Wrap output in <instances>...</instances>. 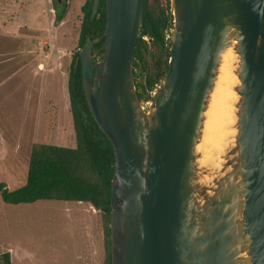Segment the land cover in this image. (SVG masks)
<instances>
[{
    "label": "water",
    "instance_id": "water-1",
    "mask_svg": "<svg viewBox=\"0 0 264 264\" xmlns=\"http://www.w3.org/2000/svg\"><path fill=\"white\" fill-rule=\"evenodd\" d=\"M168 1L169 59L147 109L133 77L144 0H104L102 35L79 50L88 111L114 153L110 264H264V0ZM229 48L235 135L212 172L196 148Z\"/></svg>",
    "mask_w": 264,
    "mask_h": 264
},
{
    "label": "rangeland",
    "instance_id": "rangeland-1",
    "mask_svg": "<svg viewBox=\"0 0 264 264\" xmlns=\"http://www.w3.org/2000/svg\"><path fill=\"white\" fill-rule=\"evenodd\" d=\"M84 1L65 0L59 21L53 0H0V183L9 190L25 183L33 145L74 146L66 82ZM136 74L139 85L144 76ZM140 102L146 109L150 103ZM219 126L214 150L225 135ZM103 234L100 215L87 204L0 200V254L9 253L10 264H100Z\"/></svg>",
    "mask_w": 264,
    "mask_h": 264
},
{
    "label": "trees",
    "instance_id": "trees-1",
    "mask_svg": "<svg viewBox=\"0 0 264 264\" xmlns=\"http://www.w3.org/2000/svg\"><path fill=\"white\" fill-rule=\"evenodd\" d=\"M92 3L93 0H85L80 7L78 50L71 58L66 82L74 146L33 145L25 183L14 190H9L4 183H0V200L7 205L31 204L42 200L90 205L99 213L103 224V264H110L108 224L114 153L88 111L79 59V50L85 40L99 38L105 27L104 0L99 1L93 18ZM65 5V0H53L56 20L60 21L65 15ZM171 23L168 0H165V7H162L159 0H144L140 33L148 41L142 38L137 40L133 60L134 81L137 78V69L144 76L139 85L135 82L139 100L143 97L150 99L149 93L155 91L164 79L169 59L168 35ZM102 43L94 44L92 53L97 52ZM150 49H155L156 53H150ZM0 264H10L9 253L0 254Z\"/></svg>",
    "mask_w": 264,
    "mask_h": 264
},
{
    "label": "bare ground",
    "instance_id": "bare-ground-1",
    "mask_svg": "<svg viewBox=\"0 0 264 264\" xmlns=\"http://www.w3.org/2000/svg\"><path fill=\"white\" fill-rule=\"evenodd\" d=\"M237 62V55L232 48L227 49L223 53L215 87L205 112L202 137L196 148L200 154L197 160L198 167L212 172L219 169L222 163L220 155L235 135V130L232 126L236 123L235 104L238 101V96L234 90L239 83L235 74ZM217 126L220 127H218L220 131L222 127L223 132H221L225 135L223 137L221 135L222 147L215 149V151L214 146L211 145L212 140L219 135V132L216 130ZM224 137L226 138L224 139ZM209 180L208 177L204 178V182H208Z\"/></svg>",
    "mask_w": 264,
    "mask_h": 264
},
{
    "label": "crops",
    "instance_id": "crops-1",
    "mask_svg": "<svg viewBox=\"0 0 264 264\" xmlns=\"http://www.w3.org/2000/svg\"><path fill=\"white\" fill-rule=\"evenodd\" d=\"M12 73V71H11ZM76 204H86V203H76ZM88 205V204H87ZM89 207H91L90 205H88ZM92 208V207H91ZM93 209V208H92ZM98 213V212H97ZM99 214V213H98ZM104 262V253H103V248H102V253H101V259H100V264H103Z\"/></svg>",
    "mask_w": 264,
    "mask_h": 264
}]
</instances>
